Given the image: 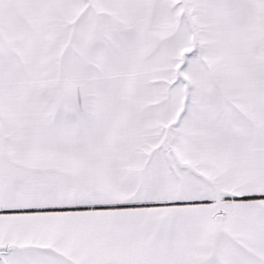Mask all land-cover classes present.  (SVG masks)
Instances as JSON below:
<instances>
[{"label": "snow or ice", "instance_id": "6c2138e0", "mask_svg": "<svg viewBox=\"0 0 264 264\" xmlns=\"http://www.w3.org/2000/svg\"><path fill=\"white\" fill-rule=\"evenodd\" d=\"M0 264H264V0H0Z\"/></svg>", "mask_w": 264, "mask_h": 264}]
</instances>
